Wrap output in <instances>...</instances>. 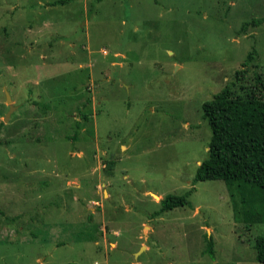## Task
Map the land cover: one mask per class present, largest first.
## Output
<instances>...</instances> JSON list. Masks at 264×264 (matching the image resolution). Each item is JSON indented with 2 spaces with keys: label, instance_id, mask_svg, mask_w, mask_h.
Instances as JSON below:
<instances>
[{
  "label": "rangeland",
  "instance_id": "rangeland-1",
  "mask_svg": "<svg viewBox=\"0 0 264 264\" xmlns=\"http://www.w3.org/2000/svg\"><path fill=\"white\" fill-rule=\"evenodd\" d=\"M52 1L0 0V264H260L263 225L193 180L202 105L252 48L264 78V0Z\"/></svg>",
  "mask_w": 264,
  "mask_h": 264
},
{
  "label": "trees",
  "instance_id": "trees-1",
  "mask_svg": "<svg viewBox=\"0 0 264 264\" xmlns=\"http://www.w3.org/2000/svg\"><path fill=\"white\" fill-rule=\"evenodd\" d=\"M66 2L58 0L51 5ZM260 22L264 23V19L256 23ZM250 25H242L237 34H244ZM255 58L256 51L252 48L241 63L242 68L235 72L234 80L202 105L211 136L207 157L197 167L193 185L208 180L223 181L234 200V216L242 218L248 226L261 223L264 229V78L253 64ZM247 68H251L250 82L245 78ZM106 165L112 169L114 161L109 160ZM193 191L192 186L183 194L166 195L159 201V211L151 217L189 206L188 198ZM211 245L209 238V252ZM254 249L256 261L264 264V232L255 239Z\"/></svg>",
  "mask_w": 264,
  "mask_h": 264
},
{
  "label": "water",
  "instance_id": "water-1",
  "mask_svg": "<svg viewBox=\"0 0 264 264\" xmlns=\"http://www.w3.org/2000/svg\"><path fill=\"white\" fill-rule=\"evenodd\" d=\"M4 95H5V99H6V104L9 106V110L6 113L5 117L3 118V122H7L10 114L16 109V107L12 104V99H11L9 93L6 91V89H4ZM144 239H146V232L144 233Z\"/></svg>",
  "mask_w": 264,
  "mask_h": 264
},
{
  "label": "crops",
  "instance_id": "crops-1",
  "mask_svg": "<svg viewBox=\"0 0 264 264\" xmlns=\"http://www.w3.org/2000/svg\"><path fill=\"white\" fill-rule=\"evenodd\" d=\"M55 1H58V0H55ZM55 1H52L51 3L55 2ZM58 5H61V4H58ZM53 6H55V5H53ZM77 186H78V185H77ZM95 187H96V186H95ZM105 193L107 194V192L103 190V194H105ZM108 195H109V193H108Z\"/></svg>",
  "mask_w": 264,
  "mask_h": 264
}]
</instances>
